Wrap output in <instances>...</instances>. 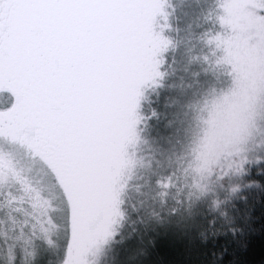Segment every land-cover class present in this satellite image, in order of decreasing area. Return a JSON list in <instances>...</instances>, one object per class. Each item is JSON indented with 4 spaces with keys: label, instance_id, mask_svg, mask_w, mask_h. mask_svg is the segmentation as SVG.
<instances>
[{
    "label": "rangeland",
    "instance_id": "obj_1",
    "mask_svg": "<svg viewBox=\"0 0 264 264\" xmlns=\"http://www.w3.org/2000/svg\"><path fill=\"white\" fill-rule=\"evenodd\" d=\"M171 3L177 6L171 29L166 28L168 21L156 19L151 9L138 13L134 39L139 66L147 67L151 49L163 30L177 44L170 58L186 48L183 56L212 58L208 67L217 78L214 86L199 100H184L187 110L181 111L182 117L170 120L172 135L167 138L154 136L156 121L138 132L135 110L129 105L105 137L86 178L73 173L70 180L62 152L55 147L42 149L41 139L35 136L26 137L25 143L0 136V169L5 175L0 184V264H113V258L138 229L137 240L142 242L145 233L155 228L166 224L182 227L189 222L186 211L191 203L232 189L238 172H230L220 181L214 175L201 181L208 186V191L201 193L192 186L199 180L198 165L222 157L246 139L245 151L232 158L247 155L248 163L264 157V132L260 131L264 129V0ZM199 28L202 33H196ZM199 40L205 51L196 45ZM193 49L199 50L197 54ZM12 90L6 79L0 81V91ZM184 92L192 98V87ZM162 93H166L164 98L172 96L168 97L170 107H182L172 102L179 93L171 86L155 90L151 98L162 99ZM148 109L146 104L145 111ZM9 116L8 112L0 113L5 121ZM174 170L178 181L167 203L156 204L159 215L140 216L133 211V205L140 206L150 179ZM171 208L184 214L175 218L177 212L171 213ZM9 214L18 223L14 225ZM24 220L29 221L24 229L32 242L17 241L14 260L10 261L8 244L19 235ZM32 224H37L35 236ZM41 225L47 239L40 232ZM132 260L128 255L125 263Z\"/></svg>",
    "mask_w": 264,
    "mask_h": 264
},
{
    "label": "snow or ice",
    "instance_id": "obj_2",
    "mask_svg": "<svg viewBox=\"0 0 264 264\" xmlns=\"http://www.w3.org/2000/svg\"><path fill=\"white\" fill-rule=\"evenodd\" d=\"M176 8L171 0H0V81L6 79L13 89L0 91V113L10 114L7 121L0 119V136L21 143L28 142L26 137L42 139L45 146L62 152L70 180L73 173L86 178L105 137L128 105L134 107L138 132L160 120V110L152 106L145 111V105L152 103L155 90L165 86L166 77L174 75L176 58L170 59L169 53L177 44L162 30L147 67L141 68L135 25L138 13L151 9L171 29ZM246 143L247 139L222 157L198 165L199 180L192 186L204 193L208 186L201 181L213 175L220 181L230 172H241L247 155L239 160L232 157L244 152ZM4 180L0 169V184ZM177 181L175 170L150 179L140 206L133 205V211L158 216L156 204L167 203ZM214 203L219 206L221 201ZM9 219L18 223L10 214ZM28 223L23 221L19 235L8 244L10 261L17 241L32 242L24 229ZM36 229L37 224H32L33 236ZM40 232L47 239L42 225Z\"/></svg>",
    "mask_w": 264,
    "mask_h": 264
},
{
    "label": "trees",
    "instance_id": "obj_3",
    "mask_svg": "<svg viewBox=\"0 0 264 264\" xmlns=\"http://www.w3.org/2000/svg\"><path fill=\"white\" fill-rule=\"evenodd\" d=\"M196 33H202L201 28ZM200 41L196 45L205 51V45ZM187 49L178 51L174 75L164 81L165 86H171L179 93L173 96L172 102L182 107L168 105L170 94L164 98L166 93H162V99L151 98L149 108L155 106L161 112L160 120L152 121H156L153 123L154 136L171 137L169 121H174L176 115L182 117L181 111L187 110L183 108L184 100H199L214 86V79L217 80L208 67L212 58L207 55L206 59L200 54L183 56ZM199 50L193 49V54ZM191 87L192 98H189L184 90ZM41 141L42 149H51ZM217 199L221 201L219 206L214 203ZM186 212L190 215L188 224L179 228L168 224L155 228L145 233L142 242L137 240L141 228L135 231L113 258V264H264V157L246 163L235 175L230 191L202 196L198 202L191 203ZM179 214L175 213V218L184 213ZM128 255L133 260L125 263Z\"/></svg>",
    "mask_w": 264,
    "mask_h": 264
}]
</instances>
